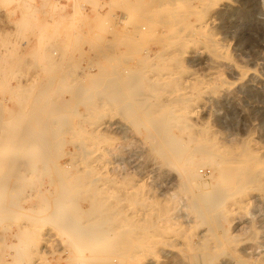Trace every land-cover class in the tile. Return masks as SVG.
Wrapping results in <instances>:
<instances>
[{
    "label": "rangeland",
    "instance_id": "1",
    "mask_svg": "<svg viewBox=\"0 0 264 264\" xmlns=\"http://www.w3.org/2000/svg\"><path fill=\"white\" fill-rule=\"evenodd\" d=\"M54 1L0 0V264H264V0Z\"/></svg>",
    "mask_w": 264,
    "mask_h": 264
},
{
    "label": "bare ground",
    "instance_id": "2",
    "mask_svg": "<svg viewBox=\"0 0 264 264\" xmlns=\"http://www.w3.org/2000/svg\"><path fill=\"white\" fill-rule=\"evenodd\" d=\"M11 2H13L14 0H10ZM27 1H30V0H27ZM72 1H74L75 3H77V0H56V1H54V3H52L51 4V6H50V8H51V10L54 12V10H61V9H65V8H67L68 7V4H70V2H72ZM73 2V3H74ZM50 11V10H49ZM52 13V12H51ZM207 30V29H206ZM206 38V37H205ZM54 54V53H53ZM13 89V88H12ZM5 112L7 113V112H10V111H8V108H6L5 109ZM34 113V112H33ZM27 115V114H26ZM26 115H24V117H22L23 119H22V121L23 120H25L26 118ZM35 115H36V113H35ZM30 118V117H29ZM28 118V119H29ZM34 118V117H33ZM32 118V119H33ZM31 120V119H30ZM26 122H27V120H25ZM30 122V121H29ZM24 123V122H23ZM0 126H2V125H0ZM12 126V125H11ZM27 126V125H26ZM8 127V126H7ZM10 128V127H9ZM31 128V127H30ZM37 128V127H36ZM11 129V128H10ZM24 130V129H23ZM29 130V129H28ZM9 131V130H8ZM3 132V131H2ZM10 132V131H9ZM29 132H31V130H29ZM33 132V131H32ZM31 134V133H30ZM13 135V134H12ZM43 135V134H42ZM8 136V135H7ZM11 136V135H10ZM36 137V136H35ZM8 138V137H7ZM12 138V137H11ZM14 138V137H13ZM38 138V136L36 137V139ZM14 139H16V138H14ZM18 139V138H17ZM35 139V138H34ZM40 141V140H39ZM7 142V141H6ZM5 142V143H6ZM35 142H37L36 140H35ZM42 142V141H41ZM2 143H3V139L0 137V158L3 160L4 159V156H13V155H15L16 153L14 152V150L12 149V148H10L9 146H7V145H2ZM44 146V145H43ZM16 146H14V149H16L15 148ZM44 150V149H43ZM42 150V151H43ZM46 150H47V148H46ZM175 150V149H174ZM173 150V151H174ZM177 150V149H176ZM26 152V151H25ZM43 153H44V151H43ZM47 153V152H46ZM44 155V154H43ZM41 156V155H40ZM3 157V158H2ZM5 160V159H4ZM4 160H3V162H4ZM17 164V163H16ZM14 165V164H13ZM12 166V164L10 165V167ZM9 166H7V168H8ZM14 167H15V165H14ZM28 170V169H27ZM27 172V171H26ZM12 176V175H11ZM257 176V175H256ZM251 177V176H250ZM250 180V179H249ZM11 181V180H10ZM10 183V182H9ZM1 186V185H0ZM3 186H5V184L3 185ZM3 188V187H2ZM1 196V195H0ZM54 207V206H53ZM6 209V208H5ZM86 215V214H85ZM72 222H74V221H72ZM66 223V222H65ZM85 228V227H84ZM87 231V230H86ZM89 232H91V231H89ZM104 232V231H103ZM101 233V232H100ZM77 234V233H76ZM89 234V233H88ZM91 234V233H90ZM89 234V235H90ZM79 235V234H78ZM92 236V235H91ZM96 237V236H95ZM98 239V238H97ZM82 240V239H81ZM83 242V241H82ZM90 243V242H89ZM84 246V245H83ZM82 246V247H83ZM81 256V255H80ZM82 264V263H81Z\"/></svg>",
    "mask_w": 264,
    "mask_h": 264
}]
</instances>
